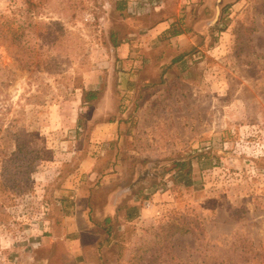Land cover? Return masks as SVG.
Wrapping results in <instances>:
<instances>
[{"label": "rangeland", "instance_id": "rangeland-1", "mask_svg": "<svg viewBox=\"0 0 264 264\" xmlns=\"http://www.w3.org/2000/svg\"><path fill=\"white\" fill-rule=\"evenodd\" d=\"M166 2L0 0V264H77L43 239L82 190L99 226L111 192L146 201L108 235L107 264H264V0H177L175 32L195 34L186 59L122 80L112 35L142 43L145 7ZM94 72L115 88L108 140L88 121L109 105L81 101Z\"/></svg>", "mask_w": 264, "mask_h": 264}, {"label": "crops", "instance_id": "crops-1", "mask_svg": "<svg viewBox=\"0 0 264 264\" xmlns=\"http://www.w3.org/2000/svg\"><path fill=\"white\" fill-rule=\"evenodd\" d=\"M176 3L177 0H167L163 9L159 5H154L152 10L151 7L146 6L144 9V13H146L144 18H147V20L150 21V24L145 28V34L142 39L143 42L139 43L137 41V44L135 45L133 41H127L124 39L119 46L114 48V53L122 59L120 63L124 65V70H127L126 72H120L122 80L125 79V77L134 76L133 74L136 69H133V66H137L139 62L144 63V65H141V67L143 66L142 76L144 78V76L149 77L150 75H159L161 66L169 61L171 64L186 59L188 50L191 49L192 44L195 43V34H193L191 29H184V31L175 32L178 22L181 21V19H177L173 13ZM149 10L151 11L149 12ZM203 22V20H200L198 24L200 26L204 25ZM164 41H168L170 48H163L162 44L164 43L162 42ZM138 46H142L141 49ZM138 51L144 52V55L139 56L141 60L135 59ZM150 52L152 53L151 55ZM96 74L97 73L94 72L89 75L91 77L93 76L92 78L94 79H92L93 81H90V83H86L85 87L82 88L81 101L82 91L84 89L96 90L101 92L96 101V105L98 104L100 106L102 103L109 105L108 109H100L101 111H99L98 115L95 114L88 121L91 139L93 141H100L114 138V136L118 134L121 122L117 118H113L111 121L107 122H101L99 120L102 115L108 116L116 112V110L113 109V104H115V88L113 85H100L98 77H96L97 79L94 77ZM128 91L129 90L124 91V94ZM92 145L94 150L91 152L92 154L97 155L103 153V146L94 143ZM89 155L82 163L81 169L84 172H92L95 167L94 159ZM67 192L69 194L74 193V191L71 190H67ZM82 192L83 195H81V197L79 195H72L66 198L68 199L67 202L74 205L71 215H67V220L71 223L67 222L64 227L55 229L52 235L47 239H43V241L50 246L55 242L61 243L60 240H64L66 248L62 253V256L67 259L75 260L77 264H107L106 258L102 256V251L100 252V250L107 241L109 234L106 236L104 227L99 226L97 223V221L102 220L99 211L96 210L97 204L94 205L93 199L90 198L89 195H85V191L82 190ZM80 201H86L88 211L83 210L82 207L79 208ZM90 202L92 204L91 208L89 205ZM124 202L125 197H123V195L116 196L115 192H111L104 204L103 209L107 213L105 214L104 219L111 216L113 220L116 217L120 219L119 223H128L141 217V214L146 207V201H143L142 198H138V196L135 195L130 201V206L125 207ZM150 205L152 204L150 203ZM88 213L90 216H88ZM129 213H131V217H129ZM85 218H88V222L90 220V226L83 229L79 227V223H75V221L79 219L85 220ZM85 234L93 236L94 240H87Z\"/></svg>", "mask_w": 264, "mask_h": 264}, {"label": "trees", "instance_id": "trees-1", "mask_svg": "<svg viewBox=\"0 0 264 264\" xmlns=\"http://www.w3.org/2000/svg\"><path fill=\"white\" fill-rule=\"evenodd\" d=\"M124 2L118 1L117 4V10H120L122 7H124ZM180 32V31H177ZM122 40H117L115 36L112 35V44L113 46L117 47L120 45ZM101 92L96 90H83L82 91V104L84 105H91L95 101L98 100ZM91 205V204H90ZM91 207V206H90ZM129 217H131V213H129ZM120 222V219L117 217L113 220L111 216H108L105 218L104 222L102 223V226L105 228L106 232L110 234L113 229L115 228V225H117Z\"/></svg>", "mask_w": 264, "mask_h": 264}]
</instances>
